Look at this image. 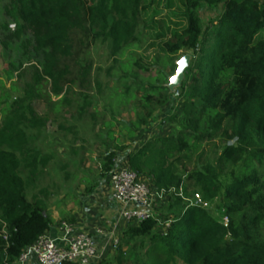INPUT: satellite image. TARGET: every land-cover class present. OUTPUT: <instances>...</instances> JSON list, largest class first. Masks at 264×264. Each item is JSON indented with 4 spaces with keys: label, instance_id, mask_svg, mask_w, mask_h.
Wrapping results in <instances>:
<instances>
[{
    "label": "trees",
    "instance_id": "trees-1",
    "mask_svg": "<svg viewBox=\"0 0 264 264\" xmlns=\"http://www.w3.org/2000/svg\"><path fill=\"white\" fill-rule=\"evenodd\" d=\"M177 1L185 7L180 12L184 25L165 27L160 49L169 57L192 53L180 86L179 132L128 155L130 168L147 176L157 195L175 196L176 216L173 222L163 219L171 224L162 234L153 218L133 230L151 239L146 261L139 264H264V242L255 238L264 228V0H222L224 12L210 30H204L198 12L212 0ZM150 10L148 0H10L5 13L15 23L14 38L28 36L26 44L42 59L36 81L50 82L59 98L86 83L91 70L81 66V59L97 41L108 43L114 57L136 45ZM134 66L143 74L153 68L140 59ZM168 83L163 74L147 77L139 99L141 121L166 106L172 95ZM1 114L0 264H16L51 230L45 201L36 196L30 201L27 192L36 188L52 157L30 148L27 130L48 125L31 104L16 101ZM113 159L107 158L108 168ZM235 159L240 166L224 183L218 163ZM186 181L199 188L204 203L222 196L227 224L185 204Z\"/></svg>",
    "mask_w": 264,
    "mask_h": 264
},
{
    "label": "rangeland",
    "instance_id": "rangeland-1",
    "mask_svg": "<svg viewBox=\"0 0 264 264\" xmlns=\"http://www.w3.org/2000/svg\"><path fill=\"white\" fill-rule=\"evenodd\" d=\"M9 3L10 0H0V123L4 118L2 109L16 101L31 104L39 117L48 119V125L42 130H27L30 148L52 157L36 188L27 192L28 199L32 201L36 196L45 201L47 216L52 222L51 233L62 224L71 226L76 233L95 236L98 232L115 233L117 247L112 241L98 239L100 258L96 264H121V258L124 259L122 264L146 261L151 239L133 233L139 226L136 222L121 221L119 207L113 199L111 174L124 167L130 168V153L137 152L150 141L175 137L179 132L181 114L177 112L182 101L180 86L183 81L176 82L172 70L174 66L178 69L183 57L192 58V53L169 57L160 46L164 40L161 35L167 32L165 27L182 29L184 19L180 12L184 11V5L177 0H148L151 10L138 31V43L114 57L108 43L97 41L81 59V66L91 70L86 83L75 85L58 98L53 95L50 82L36 81V69H40L42 59L26 44L28 36L23 35L21 40L14 38L15 23L8 20L5 13ZM170 3H174L173 7H169ZM223 12L222 0L203 3L198 13L204 30L217 26ZM168 15L172 16V25ZM5 25L10 26L9 29L6 30ZM167 34L170 36V31ZM139 59L144 65L152 64L149 73L143 74L134 66ZM125 66L130 67L126 69ZM135 73L139 79L134 78ZM156 73L168 78L172 95L166 106L155 110L151 119L141 121L145 120L139 107L143 84L147 77ZM125 74L128 77H124ZM127 87L130 88L128 92ZM206 150L210 152V148ZM215 151L221 153V150ZM111 155L114 159L108 168L107 158ZM240 163L237 159L227 165L218 163L224 183ZM193 167L189 166L188 170ZM21 174L24 178L28 175L24 168ZM141 178L150 185L147 176ZM185 187L189 194L185 204L201 207L215 221L227 224L222 196L204 203L193 182L186 181ZM152 193L155 190L152 189ZM174 204L175 196H154L150 215L159 220V234L165 233L171 224L164 225V218L173 222L176 209L171 206ZM255 236L264 242V228Z\"/></svg>",
    "mask_w": 264,
    "mask_h": 264
},
{
    "label": "built area",
    "instance_id": "built-area-1",
    "mask_svg": "<svg viewBox=\"0 0 264 264\" xmlns=\"http://www.w3.org/2000/svg\"><path fill=\"white\" fill-rule=\"evenodd\" d=\"M110 183L121 221L141 224L152 219L154 196L162 198L163 195L152 193L150 185L129 167L114 171ZM98 239L112 241L114 247L118 245L115 233L98 232L96 236L76 233L71 226L62 224L54 234L43 235L27 248L16 264H96L100 258Z\"/></svg>",
    "mask_w": 264,
    "mask_h": 264
},
{
    "label": "water",
    "instance_id": "water-1",
    "mask_svg": "<svg viewBox=\"0 0 264 264\" xmlns=\"http://www.w3.org/2000/svg\"><path fill=\"white\" fill-rule=\"evenodd\" d=\"M190 61H191L190 56H185L180 60V62L178 63V69L175 73L176 82H182L183 81L185 71L190 64Z\"/></svg>",
    "mask_w": 264,
    "mask_h": 264
},
{
    "label": "crops",
    "instance_id": "crops-1",
    "mask_svg": "<svg viewBox=\"0 0 264 264\" xmlns=\"http://www.w3.org/2000/svg\"><path fill=\"white\" fill-rule=\"evenodd\" d=\"M53 230V229H52ZM54 231V230H53ZM51 233V232H50ZM51 234H54V232L53 233H51Z\"/></svg>",
    "mask_w": 264,
    "mask_h": 264
}]
</instances>
